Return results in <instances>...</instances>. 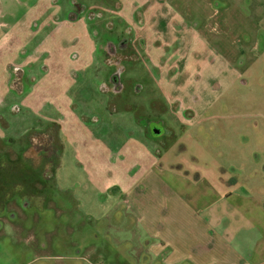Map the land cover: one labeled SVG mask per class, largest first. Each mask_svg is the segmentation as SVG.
I'll return each instance as SVG.
<instances>
[{"label":"rangeland","instance_id":"1","mask_svg":"<svg viewBox=\"0 0 264 264\" xmlns=\"http://www.w3.org/2000/svg\"><path fill=\"white\" fill-rule=\"evenodd\" d=\"M139 1L0 0V39L13 29L19 35L11 54L0 47V264L136 259L144 235L134 194H116L112 204L98 194L97 203L89 199L94 189L85 190L78 132L116 149L146 131L143 139L163 154L154 162L163 167L159 177L187 198L197 166L217 173L224 167L227 181L238 176L236 188L256 195L250 206L264 209V0H166L235 69L223 67L215 88L198 90L197 117L184 113L182 125L154 77L173 74L181 40L162 47L152 38L146 45ZM131 9L139 12L133 28ZM76 19L78 31L62 30ZM60 36L68 38L65 44ZM82 37L87 61L77 50ZM53 52L55 71L66 70V77L49 75ZM130 117L138 126L126 125ZM68 118L75 124L65 128Z\"/></svg>","mask_w":264,"mask_h":264},{"label":"crops","instance_id":"2","mask_svg":"<svg viewBox=\"0 0 264 264\" xmlns=\"http://www.w3.org/2000/svg\"><path fill=\"white\" fill-rule=\"evenodd\" d=\"M135 7L142 10L143 20L140 23H143V38H150L146 45L154 44L152 38L159 40L162 47L170 42L174 43L172 46L178 45V39L181 40L176 48L178 58L173 64V74L167 77L161 71L159 77L157 73L154 77L164 104L175 107L177 121L182 125L184 113L192 115V119L197 117H194L192 109L199 102L198 90L204 93L215 88L217 81L227 72H219L223 67L231 71L235 69L207 40L200 37L197 26L183 23L166 0H140ZM138 9H131L128 18L132 28L138 20ZM76 23L77 19L61 24L65 26L62 30L67 27L69 31H78ZM154 32L156 34L152 36ZM15 33L13 29L0 39V47H5L7 54H11L16 47L13 43L17 39L13 37ZM16 35L19 36L18 33ZM66 40L68 38L63 36L58 39L60 44H65ZM85 42L88 43V39L82 37L78 43L81 61H87L89 56ZM54 54L48 56L49 75L53 78L66 77V70L65 73L63 70L59 73L55 71ZM7 64L8 61L5 66ZM230 79L233 81L234 76L231 75ZM208 106L204 105L201 111ZM185 109L189 112H184ZM126 122V125L138 126L131 117ZM63 124L68 128L75 121L68 118ZM78 133L80 169L88 182L85 190L94 189L89 199L97 203L95 196L98 194L102 202L112 204L116 194H134L133 203L143 224L144 241L139 248H135L134 255L138 254L133 264H264V238L261 233L264 230V209L258 203L250 206L248 199L256 195H249L248 189L236 188L237 181H240L238 176L227 181L223 175L226 168L219 167L217 173L212 168L197 166L194 170L196 184L191 186L193 195L187 198L178 185L169 184L159 177L163 167L156 166L154 162L163 154L143 139L146 131L139 137H127L123 141L125 145L116 149L106 141L101 143L89 133L88 136ZM123 138L120 136L119 140ZM216 173L222 174L220 179L216 178ZM152 175L157 178L155 182H151ZM220 183L230 187L226 189ZM143 190L144 194H141Z\"/></svg>","mask_w":264,"mask_h":264},{"label":"trees","instance_id":"3","mask_svg":"<svg viewBox=\"0 0 264 264\" xmlns=\"http://www.w3.org/2000/svg\"><path fill=\"white\" fill-rule=\"evenodd\" d=\"M238 54H242L240 50L238 51L237 55H238Z\"/></svg>","mask_w":264,"mask_h":264}]
</instances>
